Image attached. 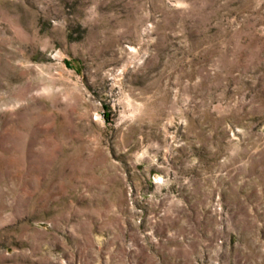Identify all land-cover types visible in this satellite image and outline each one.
Listing matches in <instances>:
<instances>
[{"label":"rangeland","instance_id":"rangeland-1","mask_svg":"<svg viewBox=\"0 0 264 264\" xmlns=\"http://www.w3.org/2000/svg\"><path fill=\"white\" fill-rule=\"evenodd\" d=\"M0 264H264V0H0Z\"/></svg>","mask_w":264,"mask_h":264}]
</instances>
